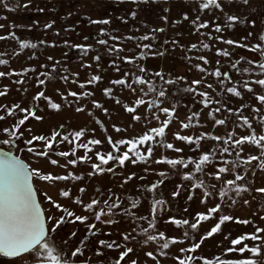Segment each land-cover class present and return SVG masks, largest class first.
I'll return each mask as SVG.
<instances>
[{"label": "rangeland", "instance_id": "obj_1", "mask_svg": "<svg viewBox=\"0 0 264 264\" xmlns=\"http://www.w3.org/2000/svg\"><path fill=\"white\" fill-rule=\"evenodd\" d=\"M202 0H147V2H140L139 4L132 3V0H32V3L27 9L21 8L18 10H11L12 4L9 8H4L0 4V24L4 27L0 28V36L7 37L0 40V59H7V65H0V71L13 72L11 76L0 77V91H3L7 86V94L0 96V105L11 107L14 104H19L23 108L36 107L37 115L43 117L42 120L37 121L34 117H29L25 121V125L21 126L20 131L23 136L17 140V146L0 143V148L13 153L19 158L23 159L31 167L40 168L45 172H51L53 175H66L72 172L76 175H81V180H68V181H36L34 185L38 190L39 198L42 201V207L46 210L50 207L47 200L43 198L42 193L47 192L54 200L65 205L69 210L74 211L78 215H89L91 213L83 210L82 205L74 202L75 196H80L81 199L88 203L92 198L106 199L109 193L119 195L122 200V206H127L129 201L125 197H140L141 203L138 209H134L138 215L148 214L150 208V200L152 193L144 192L139 186L150 185L157 180H163V184L159 185L155 192L157 198L161 195L168 202L165 212L159 218L157 227L159 230L164 231L167 236H175L183 239V234L188 232L187 240L183 243H178L164 250L168 252L167 256L159 254L160 243L149 241L145 244L144 234L137 228L131 235L134 239L125 242L120 235L121 232L131 230L135 225L124 217H117L120 220L119 224L106 225L97 222L96 227L101 229V233L92 237L86 228L87 223H91V219L84 224L80 222L68 223L62 228L53 233L54 242L58 248L63 249L66 253L74 250L75 247H83L80 241L87 234L89 240L86 241L83 255H79L74 259L84 260L87 264H114L118 258L120 249H107L102 248V255H98L96 249L99 247L97 241L99 239L116 240L117 243L125 244L133 247L134 252L125 257L121 264H130L132 259H136L138 264H178L175 259L177 255L183 257L185 253H180L181 247H189L190 242L199 241L202 235L210 230L212 226L218 221L221 214L232 215L239 217L241 220L249 219L252 223L247 225L236 222L235 220L225 222L222 225L220 233L214 234L213 237L204 239L201 248L195 253H191L196 257H208L220 255L226 247H230V239L242 233L253 232L255 227H264V193L255 191V189L264 187V170L257 167L259 161H253L248 168V174L244 181L250 185V191L242 193L240 196L229 194L223 200L214 192L212 196L208 197L207 203H201L204 189L192 188L193 181L183 179V173L190 171L194 166L189 164L187 169L182 166L172 168L165 163H137L135 165L126 162L124 168H114L113 172H105L103 174L89 175L92 172L91 162L96 161L93 152L96 150L107 152L111 150L110 145L107 143L106 138L111 136L115 141L120 138H135L144 131L151 127L159 126L160 121L164 120L166 115L159 112L158 109H148L147 105H141L137 108V113L141 115L142 119L135 122L132 119V114L128 113L123 105H132L135 99L142 95L140 92L141 87L146 86L133 84L137 89L135 93L131 92L128 88L121 85H111V80L123 77L125 72H136L138 75H143L146 79L152 78L157 85V89L161 85L159 77H154L155 72H161L164 79L176 80L178 77H185L184 80H176V83L166 85L167 95L164 98H159L157 93H150L148 100L151 97H156L163 101L160 107H175L176 111L172 117L171 123L166 129L167 142L173 143L176 147L183 148V153H176L171 149H165L156 146L154 150V158L161 156H168L175 158L179 155H184L186 158L192 156L196 158L199 151L190 150L186 142H182L174 137V133L179 132L181 135H200L205 132H211L215 135L226 136L227 133L233 130L239 136L247 135L255 130L258 135L264 134V104L258 100V96L264 94V86L255 83L256 79L264 78L259 75V70L251 74L245 73L243 75L236 73L230 69V63L233 59L238 58L240 55L253 58V54L244 48L234 47L224 42L216 40L217 35L224 36L225 39L239 40L242 36H247L249 32L253 35L244 41L245 43H256L261 33H264V0H249L248 5H244L242 0H220L223 5L221 10H202L200 3ZM38 8H44V12H39ZM131 11H136V17L130 15ZM187 13L188 19H183V14ZM70 14V15H69ZM226 14H235L244 20V23L237 22L234 28L225 27L221 33H216L212 28V22L224 24ZM167 16V21L162 17ZM196 16L200 17L198 23L205 20L209 21L207 28H201L199 32L195 30V25L191 23ZM110 18L111 23L108 25L93 24L91 20ZM124 18V19H121ZM125 20L127 22H125ZM248 20H255V25L247 23ZM39 21V24H35ZM55 21L52 29H44L42 25L45 22ZM31 25V27H28ZM100 28H106L108 35H101ZM155 28H163V32L156 33L155 40H139L127 39V37H141L145 33L150 32ZM59 30V35L56 31ZM14 32L18 39L11 38L8 34ZM212 32L210 38L207 33ZM111 36H119L124 39L113 40ZM87 37V39H85ZM26 39L32 43L37 44L35 49L27 48L21 51L19 49L18 40ZM99 39L108 40V44H99ZM68 40L69 44H91L92 49L88 50L86 54L82 53L80 49L64 45L63 41ZM168 43H165V41ZM45 41L46 43H40ZM55 42V46L52 42ZM207 43L210 45L209 49H204L200 45ZM119 44L123 47L124 51L119 53V58L116 54H110L108 48L110 46ZM138 44H152L150 49L140 48ZM192 44H196L195 49L189 50ZM228 49L233 53L232 57H224L217 55L216 49ZM144 52L145 56L139 58L135 63H128L122 59L124 56H137L138 53ZM154 52H163V55H152ZM16 53V54H14ZM66 53V55H65ZM99 55L101 58L97 62L93 59L94 56ZM51 55L53 61H48L47 57ZM204 55L210 61L205 67L212 69L221 67L223 71H229L236 80H248L252 85V91L241 89L243 92L242 98L235 97L230 93H222L217 79L214 76H204V74L197 69L196 64H203V61L196 59V57ZM191 57V59H189ZM255 59L264 61V57L255 55ZM60 61L55 70L51 69V64L55 61ZM219 60L220 64L217 65L216 61ZM115 61V63H113ZM91 64V67L84 65ZM140 64L147 69L145 73H139L136 65ZM41 65H47V68H42ZM242 67L248 65L242 62ZM119 67L117 72L115 69ZM24 68H34L35 71H28L22 73L23 83H17L21 76L15 73L20 72ZM67 69V71H65ZM49 72V78L41 75L43 72ZM72 73H79L78 77H73ZM93 74H99L103 77L100 82L86 85V90L93 93L89 97H72L68 95L70 91L77 93L82 89L79 83L73 82L85 81ZM68 76V80L63 79ZM204 82L197 87L201 91H207L210 97L215 101H221V104H210L207 107L203 106L199 101L201 99L198 95L187 93L184 88L191 83L192 80L201 79ZM38 79H46L44 85L37 83ZM131 81V76L128 77ZM212 84L213 87H207ZM106 87L113 88V96L109 97L103 89ZM239 88L240 86L237 85ZM39 91H44L45 96L50 97L52 102L61 104L59 110H54L48 107V101L41 98L39 101L34 102L33 97ZM63 93L64 95H61ZM67 96V99H65ZM119 100V103L116 100ZM92 100H97L104 108L108 109L104 113L102 109L96 108L92 104ZM227 107L241 109V113L247 116L251 128L245 125L244 122L238 119L239 114L229 113ZM241 105H244L241 108ZM83 107V111H77L78 107ZM220 107V112H214L215 108ZM259 109V111H257ZM213 111L216 118L225 119L224 125H215L214 119L209 115ZM15 115L7 114L5 108H0V116H4L0 120V129L3 127H10L18 123L19 118L24 115L19 112V109H14ZM156 112L160 116V121L152 118V113ZM192 112H199L198 117L200 124L195 122L192 127L184 129L181 127V121L187 122V118ZM196 118H193L195 121ZM63 125V128L60 126ZM125 129L117 132L113 126ZM29 129L31 131H29ZM85 129V136L81 137L80 141H73L69 144L67 141H62V135L57 137L53 143L52 150L47 157H37L34 153H29L26 150L20 151L25 148L23 141L30 138L31 135H45L50 136L52 131H58L62 134H68L73 131ZM94 130V131H93ZM7 134L0 132V140L7 139ZM95 138L101 140L102 145L95 146L92 152L88 155L92 157V161H78L76 165H64L67 161L75 158L72 155L68 157H61L58 155L62 151H70L76 143L86 142L88 139ZM159 139V138H158ZM217 142L211 139L201 141L203 151H207L210 147ZM37 151H43V142H34ZM244 151L240 153L244 155H256L264 158L258 146H254L245 142L243 145ZM122 150H125L122 146ZM84 149L76 150V157L83 156ZM227 155V154H225ZM232 157H229L231 159ZM55 159L58 164L53 165L50 160ZM216 165L220 163L217 160ZM112 166L111 162L105 167ZM148 171H145V169ZM215 165H208L205 168V175L196 173L200 179L205 181V184H215L218 190L221 184L215 180L213 176L207 173L217 171ZM243 171V168L240 169ZM166 172V176H159V172ZM135 172L136 177L125 183L124 177ZM144 177V179H139ZM228 178H233L231 174ZM182 185L179 189L180 195L173 198L171 193L177 190V186ZM83 187L86 189L83 193L79 189ZM99 189V191H98ZM60 190H69L71 196L65 198L60 195ZM142 193V195H141ZM191 195L192 199L189 200L188 196ZM233 199L236 201L233 203ZM244 200L248 203L245 204ZM215 203H221L222 210L220 213L214 215L208 221L201 222L197 230H192L188 226L177 227L170 221H167L169 216L177 218H187L192 221L195 213L198 211H207L209 207L214 206ZM101 207L103 205H100ZM187 208V212L184 209ZM51 211L58 217L62 213L52 208ZM111 217L105 215L103 220ZM143 227H147V222H139ZM76 231V235L72 237L70 233ZM152 230H149L151 232ZM111 235H107V233ZM229 239H225V235L229 234ZM257 235H264L258 233ZM64 241H67L65 244ZM249 245H259L260 241H246ZM153 251L156 259L146 256V252ZM250 254L245 252L239 253H226L221 258H236L248 257ZM258 259L260 257H257ZM34 259V254H26L18 259L19 264H31ZM11 260V259H9ZM199 264H203L202 260Z\"/></svg>", "mask_w": 264, "mask_h": 264}, {"label": "snow or ice", "instance_id": "obj_2", "mask_svg": "<svg viewBox=\"0 0 264 264\" xmlns=\"http://www.w3.org/2000/svg\"><path fill=\"white\" fill-rule=\"evenodd\" d=\"M123 2V0H121ZM140 2H147V0H132V3L139 4ZM244 5L249 4V0H242ZM10 3L12 4L11 10H18L21 8L27 9L29 5L32 3V0H0V4L3 5L4 8H9ZM200 8L202 10H221L223 11V5L220 3V0H202L200 3ZM39 12H44V8H38ZM70 15V14H69ZM130 15L134 18L137 15L136 11H131ZM124 19V18H121ZM163 20L167 21V16L162 17ZM183 19H188L187 13L183 14ZM200 20L199 16H196L195 19L191 21L193 25H195V30L197 32L200 31L201 28H207L209 26V21L205 20L203 22L198 23ZM125 22H127L125 20ZM244 23L245 21L241 19L240 16L235 14H226L225 23L222 25L220 23L212 22L211 26L215 30L216 33H221L225 27L234 28L235 24ZM35 24H39V21H35ZM90 23L93 24H103L108 25L111 23L110 18L104 19H96L91 20ZM247 23L251 25H255V20H248ZM55 21L45 22L42 27L44 29H52ZM4 25L0 24V28H3ZM28 27H31L29 25ZM163 28H155L150 32L145 33L143 36L137 37H127V39H139V40H155L157 32H163ZM99 32L101 35H108L106 28H100ZM56 34L59 35V30L56 31ZM13 39H18L14 32H10L8 34ZM207 35L211 38L212 32H208ZM253 35L252 32H249L247 36H242L239 40L233 39H225L222 35H217L215 37L216 40L224 42L228 45H232L234 47L248 49L252 54L253 58L248 56L240 55L238 58H235L230 63V69L236 73L241 75L247 73L249 77L251 74L259 70V75L264 76V61L255 59V55L258 54L260 57H264V33H261L258 37V42L245 43L244 41L248 40L249 37ZM7 37L0 36V40L6 39ZM87 39V37H85ZM113 40H121L123 37L119 36H111ZM40 43H46L45 41H41ZM64 45L75 47L80 49V51L84 54L87 53L88 50L92 49L91 44H69L68 40L63 41ZM99 44H108V40L99 39L97 41ZM165 43H168L166 40ZM19 49L23 51L27 48L35 49L37 44L32 43L26 39L18 40ZM52 45L55 46V42H52ZM140 48L150 49L153 47L152 44H138ZM204 49H209L210 45L207 43H201L200 45ZM197 47L196 44H192L189 50L195 49ZM124 51L123 47L119 44L110 46L108 48V52L110 54H116L119 58V53ZM217 55H222L224 57H232L233 53L228 49H216ZM16 54V53H14ZM152 55H163V52H154ZM66 55V53H65ZM145 56L144 52L138 53L137 56H124L122 59L128 63H135L139 58ZM100 56L97 54L93 57L97 62L100 60ZM191 59V57H189ZM196 59L203 61V64H196V68L199 69L204 76H214L221 88V92L233 94L235 97L242 98L243 92L241 89H246L248 91H252V85L248 80H236L233 75L229 71H223L221 67H215L209 69L205 67L208 65L210 61L206 56L200 55L196 57ZM48 61H53V57L49 55L47 57ZM242 62L247 67H242ZM9 61L7 59H0V65H7ZM115 63V61H113ZM60 64V61H55L51 64V69L55 70L57 65ZM216 64L219 65L220 61L217 60ZM86 67H91V64L84 65ZM42 68H47V65H41ZM137 71L139 73H145L147 69L143 65L137 64ZM35 71L34 68H24L20 70V72H16L17 76H21L20 80H17V83H23L22 73H27L28 71ZM117 72L119 71V67L115 69ZM67 71V69H65ZM13 72H3L0 71V77L11 76ZM41 75L45 76V78L50 77L49 72H43ZM154 77H159L161 80V85L159 90L157 89V85L154 82V79L148 78L146 79L143 75H138L136 72H125L123 77H120L115 80H111L109 83L111 85H121L128 88L131 92L135 93L137 89L133 87V84H139L146 86L147 91H145V87L140 88L141 96L137 97L132 105H123L125 110L132 114V119L135 122H139L142 117L137 113V108L141 105H147L148 109L156 108L159 112H162L166 115L167 118L160 121V116L156 114V112L152 113V118L160 121L159 126L151 127L143 132V134L135 137V138H120L117 140H113L111 136L106 138L107 143L110 145L111 150L107 152L96 150L93 152V155L96 157V161H92V157L88 155L89 152L93 151L95 146L102 145V141L99 139L91 138L86 142L76 143L70 151H62L59 152L58 155L61 157H68L69 155L74 156L75 158L67 161V165H76L78 161H92L91 169L92 172L89 175L95 174H103L106 171L111 173L114 168H124L126 166V162L131 163L133 165L137 163H148L149 161L153 163H165L172 168H176L177 166H182L187 169L189 164L194 167L190 171H186L183 173V179L191 180L192 188H202L204 189L201 203H207L208 197L212 196L215 192L221 200L225 197H229V194H234L235 196H240L242 193H246L250 191V185L245 183L248 168L251 166L253 161H259L257 167L261 170H264V158H260L256 155H244L242 156L240 153L244 151L243 145L245 142H248L251 145L258 146L261 154L264 155V134L258 135L255 130L251 131L247 135L236 137V133L233 130L232 132L227 133L226 136L215 135L211 132H205L200 135H181L179 132L174 133V137L182 142H186L192 151H199V155L194 158L192 156H188L187 158L184 155H179L175 158H169L168 156H161L159 158H154V150L158 145L165 149H171L176 153H183L184 149L180 147H176L173 143L167 142L166 140V129L171 123L172 117L175 114V107H160V104L163 103L161 99L156 97H151L148 100H145L144 97H148L150 93H157L159 98H164L167 95L166 85L176 83V80H184L185 77H178L176 80L168 79L165 80L161 72H155ZM73 77H78L79 73H72ZM131 76V81H129L128 77ZM46 79H38L37 83L40 85H44L46 83ZM63 79L65 81L68 80V76H64ZM103 77L99 74H93L89 79L85 81H77L73 80L75 83H79L81 92L77 93L75 91H70L68 95L72 97H89L93 95L92 92L86 90V85H91L97 82H100ZM204 82L203 77L201 79L192 80L189 85L184 88V91L187 93H192L193 95H198L201 97L200 103L207 107L210 104L216 103L221 104V101H215L210 97V94L207 91H201L197 86L201 85ZM255 83L261 86H264V78L256 79ZM237 85L240 87L238 88ZM207 87L212 88V84H208ZM7 86H5L3 91H0V96H4L7 94ZM103 92L109 96H113V88L106 87L103 89ZM61 95H64L61 93ZM41 98L48 101V107L54 110H59L61 108V104L55 103L51 101L50 97L45 96L44 91H39L33 97V101H39ZM67 99V96H65ZM258 100L264 104V94L258 96ZM119 103V100H116ZM92 104L99 109H102L104 113L108 112L107 108H104L102 104H100L97 100H92ZM229 113H237L239 114L238 119L242 120L245 125H248L251 128V123L247 116H244L241 113V109H233L227 107ZM244 105H241L243 108ZM0 108H5L7 114L15 115L14 109H19L20 113H23L18 123L13 124L10 127H3L0 129V132L3 134H7V139L0 140V143L8 144L12 146H17V140L23 136V132L20 131L21 126L25 125V121L29 119V117H34L37 121L43 119L42 116L37 115L36 107L32 108H23L18 103L12 105L11 107H5L0 105ZM77 111H83V107H78ZM221 108H215L214 112H220ZM259 111V109H257ZM213 111L209 112V115L214 119L215 125H224L226 123L225 119L216 118ZM200 116L199 112H192L191 115L187 118V122L181 121V127L187 129L193 126V123L199 125L200 121L198 117ZM5 117L0 116V120H3ZM193 118H196L193 121ZM264 120V117H262ZM63 128V125L60 126ZM117 132L125 130L119 127L113 126ZM29 131H31L29 129ZM85 129H80L77 131H73L68 134H62L58 131H52L50 136L41 135H31L30 138L23 141L25 144V148H21L20 151H27L29 153H34L37 157H47L49 156L50 150H52L53 143L57 140L58 136L62 135V141H67L69 144H73V141H80L81 137L85 136ZM94 131V130H93ZM159 138V139H158ZM205 139H211L216 141L217 143L210 147L207 151H203L201 141ZM34 142H43L44 150L37 151L36 145ZM122 146L125 150H122ZM84 149L85 154L83 156L76 157V150ZM227 154V155H225ZM229 157H232L229 159ZM219 160L220 163L216 165V161ZM111 162L112 166L105 167L109 165ZM50 163L53 165L58 164V161L55 159L50 160ZM208 165H215L218 170L214 172L207 173L209 176H213L217 182L221 184V187L217 190L215 184H205V181L196 176V173H200L201 175H205V168ZM243 168V171L240 169ZM145 171H148L146 168ZM231 174L233 178H228V175ZM137 174L135 172H131L124 177L125 183L132 180L133 177H136ZM159 176H166V172L160 171ZM83 177L81 175H76L72 172H68L66 175H53L51 172H45L40 168L31 167L28 163L18 156L12 155L9 153L0 152V255L6 258H12L9 261V264H15V258L22 257V254L29 253L34 254V259L31 261V264H87L84 260L74 259L79 255H83L84 247H86V241L89 240V235H85L84 238L80 241V244L83 247H75L74 250L66 253L63 249L58 248L54 242V238L52 236L53 233H56L58 229L62 228L68 223L80 222L84 224L86 221L91 219V223L86 224L87 232L95 237L101 233V229L96 227L97 222L106 225L119 224L120 220L117 217H124L132 222L135 227L131 230H126L121 232L125 242L134 239L131 233L136 231L137 228L139 231L144 234L145 239L144 243L147 244L149 241L159 242L160 250L159 254L161 256H167L168 252L164 251L170 249L171 246L183 243L184 240L188 238V232L183 234V239L175 236H167L164 231L158 229L157 224L160 217L163 216L167 201L161 195L160 198H157L155 195L156 190L159 185L163 184V180H157L150 185H142L139 186L144 190V192L152 193V197L150 200V208L148 214L146 215H138L134 209H138L141 203L140 197H125L129 201L127 206H122L123 200L122 198L115 194L109 193L106 199L92 198L90 202L85 203L80 196L74 197V202L78 205H82L83 210L91 213L89 215H78L74 211L69 210L68 207L62 205L58 202V200H54L52 196L48 195L47 192L42 193L43 198L47 200L50 204V207L46 210L42 207V201L39 198L38 190L34 186V180L36 181H68V180H81ZM139 179H144V177H139ZM182 185L177 186V190L171 193L173 198L180 195L179 189ZM81 193L86 191L85 188L81 187L79 189ZM99 191V189H98ZM260 193H264V187H260L255 189ZM60 195L69 198L71 193L69 190H60ZM142 195V193H141ZM188 199L191 200L192 196L189 195ZM235 203L236 201L233 199L232 201ZM244 203L247 204L248 201L244 200ZM100 205H103L102 207ZM52 208H55L57 211L62 214L58 217L51 211ZM222 210L221 203H215L214 206L209 207L207 211H198L195 213L192 221L187 218H177L175 216H169L167 221H170L177 227L188 226L192 230H197L201 225V222L208 221L210 218H213L214 215L220 213ZM187 212V208L184 209ZM108 215L109 219L103 220L102 217ZM264 218V217H262ZM235 220L241 224H249L252 223L249 219L241 220L239 217H233L228 214H221L218 217V221L205 232L199 241L190 242L189 247H181L179 249L180 253H185L183 257L177 255L175 259L178 261V264H199V261L202 260L203 264H264V235H257L258 233H264V227H255L253 232L242 233L234 238L230 239V247H226L224 251L217 256L212 258L208 257H196L191 255V253H195L198 249L201 248V245L204 242V239L213 237L214 234L220 233L222 229V225L225 222H230ZM147 222V227H143L139 222ZM149 230H152L149 232ZM72 237L76 235V231H72L70 233ZM107 235H111V233H107ZM230 233L225 235V239H229ZM260 241L259 245L253 244L249 245L246 241ZM66 244L67 241H64ZM99 247L96 249L98 255H102V248L107 249H120L124 248L123 251L119 252L118 258L115 259L114 264H121L122 261L125 260V257H128L129 254L134 252L133 247H129L127 243L120 244L117 243L116 240H106L99 239L97 241ZM239 253L243 254L248 252L250 255L248 257H236V258H221L226 253ZM146 256L156 259L153 251L146 252ZM257 257H260L259 259ZM130 264H138L136 259H132Z\"/></svg>", "mask_w": 264, "mask_h": 264}, {"label": "crops", "instance_id": "obj_3", "mask_svg": "<svg viewBox=\"0 0 264 264\" xmlns=\"http://www.w3.org/2000/svg\"><path fill=\"white\" fill-rule=\"evenodd\" d=\"M9 261L10 260L8 258H5V257H3V256L0 255V264H9ZM15 261H18V260H15ZM15 264H19V263L18 262H15Z\"/></svg>", "mask_w": 264, "mask_h": 264}, {"label": "water", "instance_id": "obj_4", "mask_svg": "<svg viewBox=\"0 0 264 264\" xmlns=\"http://www.w3.org/2000/svg\"><path fill=\"white\" fill-rule=\"evenodd\" d=\"M0 152H4V153H9L8 151H6V150H4V149H2V148H0ZM11 153V152H10ZM12 155H14L13 153H11ZM14 156H16V155H14ZM35 186V185H34ZM26 254H28V253H25V254H22V256H24V255H26ZM2 256V255H1ZM6 258V257H5ZM17 258H20V257H17ZM17 258H15V259H17ZM8 259H12V258H8Z\"/></svg>", "mask_w": 264, "mask_h": 264}]
</instances>
